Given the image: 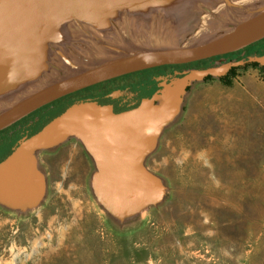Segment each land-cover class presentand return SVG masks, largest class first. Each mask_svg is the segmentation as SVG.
<instances>
[{
    "label": "rangeland",
    "instance_id": "374dc122",
    "mask_svg": "<svg viewBox=\"0 0 264 264\" xmlns=\"http://www.w3.org/2000/svg\"><path fill=\"white\" fill-rule=\"evenodd\" d=\"M187 1H178L176 15H153L146 27L132 26L133 13L123 11V21L110 29V42L98 43L102 33L90 31L72 47L69 54L86 63H65L30 86L33 81L17 86L13 92L23 89L10 96L0 95L7 96L0 112L51 82L121 55L107 45L194 46L250 16L235 5L264 7V0ZM37 159L46 178L45 198L25 211L0 205V264H264L259 69H240L230 87L217 78L191 86L145 161L166 186L163 201L123 220L97 200L95 163L75 138L41 151Z\"/></svg>",
    "mask_w": 264,
    "mask_h": 264
},
{
    "label": "water",
    "instance_id": "95a60500",
    "mask_svg": "<svg viewBox=\"0 0 264 264\" xmlns=\"http://www.w3.org/2000/svg\"><path fill=\"white\" fill-rule=\"evenodd\" d=\"M178 1L0 0V95L10 96L23 89L13 92L17 86L36 80L39 73L34 64L47 62L52 34L70 21L62 17L65 10L91 31L102 32L112 28L125 8L132 13L171 11ZM235 6L250 16L237 20L230 31L194 46L127 50L106 44V49L121 55L51 82L15 102L0 112V132L50 103L100 83L139 71L224 56L264 39V7ZM250 65L263 67L264 56L192 70L162 92L165 105L144 99L136 108L115 112L112 105L91 99L73 103L39 132L22 138L0 161V205L21 211L38 207L45 198L47 183L37 155L72 138L81 143L95 163L92 188L108 213L123 220L159 204L166 195V186L145 161L155 151L163 130L179 115L191 86L208 78L224 77L232 68Z\"/></svg>",
    "mask_w": 264,
    "mask_h": 264
},
{
    "label": "flooded vegetation",
    "instance_id": "af4514ba",
    "mask_svg": "<svg viewBox=\"0 0 264 264\" xmlns=\"http://www.w3.org/2000/svg\"><path fill=\"white\" fill-rule=\"evenodd\" d=\"M202 1L204 3H206V0H202ZM181 2L183 3L184 1H181ZM181 2H179V3L181 4ZM186 2H188V1L186 0ZM176 7L177 6H175L174 9ZM160 13L164 16H169V15H176L177 12L173 11V9L171 11L162 10V11L135 12L132 15L134 17L132 19L133 20L132 26L136 24L137 26L143 25L144 27H146V26L150 25V23H151L150 21L154 17L153 15L160 14ZM123 17L124 16L122 13H120L116 17V20L112 24V29L116 27L118 22L121 23L123 21ZM68 25H69V23L63 24L61 26V29H58L59 30L58 32L56 31L52 34L53 40H52V43L50 46L53 45V47H51L52 50H47V57H51V58L55 57L56 58L55 63H86V61H84L82 59H74L71 56L73 54H69L67 49L65 50V48L66 47L68 48V45L71 43L70 42L71 39H70V37H66L62 33V31L67 34ZM112 31L113 30H110V29L102 31V32H100V33H102L101 35L98 33L97 34L98 43L110 42L111 41L110 38L114 37L113 34H110V33H112ZM253 56H259V57L264 56V53H262V54L261 53L260 54L259 53H253L252 55H247L244 59H241V60H228V59L222 58V59L214 61L213 63H215V64L211 67H219V66H223V65H227V64L237 63L240 61H246V60H248L249 57H253ZM52 63H54V62H52ZM250 66H258V65H250ZM168 67H174V66H164V67L139 71V72L128 74V75H125V76H122L119 78H115V79L100 83V84L92 86V87H89L87 89H84V90L90 89L89 91H86L79 98H76L75 100L73 99L72 102L75 103L77 101L91 99V100L97 101L103 105H112L115 112H123V111H127L130 109L136 108L142 103V101L144 99H151V100H154V102L158 105H165L166 99L162 96V92L166 89V87L171 85L175 80L182 78L188 72H190L192 70H196V69L198 70V68H168ZM246 67H249V66H246ZM246 67H244V68H246ZM258 67L264 68V66L263 67L258 66ZM208 68H210V67H208ZM244 68H232L227 73V75H225L224 77L218 78V79L220 81L223 78H227L230 75H234L233 72L236 70H237V75H238V71L240 69H244ZM205 69H207V68H205ZM256 69H258V68H256ZM237 75L235 74L234 76H232V80H234L237 77ZM84 90H81V91H84ZM81 91H78L75 93H79ZM75 93H73V94H75ZM155 95H156V97H155ZM65 97H67V96H65ZM65 97H63L61 99H64ZM61 99H59L57 101H60ZM57 101H55V102H57ZM70 102L71 101H69V100L68 101H62V102L52 106L50 109L43 111L41 115L36 116L33 119V121H31V123L29 124V127L24 131V133H25L24 137L32 136L30 134L33 131L37 130L42 125L44 127L52 119H54L55 117H57L61 113H63L70 106V104H71ZM50 104H52V103H50ZM50 104H48V105H50ZM82 148H84V147L82 146ZM37 157H38V155H37Z\"/></svg>",
    "mask_w": 264,
    "mask_h": 264
},
{
    "label": "trees",
    "instance_id": "16d2710c",
    "mask_svg": "<svg viewBox=\"0 0 264 264\" xmlns=\"http://www.w3.org/2000/svg\"><path fill=\"white\" fill-rule=\"evenodd\" d=\"M253 53H259V54L264 53V39L253 44V45H250V46H248V47H246L240 51L234 52V53H230V54H227L224 56H219V57H215L212 59H208V60H204V61H200V62L188 64V65L174 66V67H168V68L205 69V68L213 66L215 64L213 62L216 60H219L222 58H225L228 60H241V59H244L247 55H252ZM252 67L258 68L260 70L262 77L264 78V68H260L258 66H252ZM233 74L237 75V70L234 71ZM234 75H230L229 77L223 78L220 81L224 85L230 87L233 85L232 76H234ZM211 79H213V78H208L207 80H211ZM89 90L90 89L69 95V96L65 97L64 99H61L60 101L54 102L50 105H47V106L35 111L34 113L28 115L27 117L21 119L20 121L14 123L13 125L4 129L3 131H1L0 132V161L5 159L13 151V148L24 137V135H25L24 131L29 127V124L31 123V121H33V119L36 116L41 115L43 111L50 109L52 106H54V105H56L62 101H68L69 100V101H71L70 103L72 104V103H74V102H72L73 99L75 100L76 98H79L86 91H89ZM42 127H43V125L40 126L37 130L33 131L30 135L37 133Z\"/></svg>",
    "mask_w": 264,
    "mask_h": 264
},
{
    "label": "bare ground",
    "instance_id": "6f19581e",
    "mask_svg": "<svg viewBox=\"0 0 264 264\" xmlns=\"http://www.w3.org/2000/svg\"><path fill=\"white\" fill-rule=\"evenodd\" d=\"M128 10L129 9H127V8L123 9V11H126V12ZM62 17L68 18L70 20L69 25L67 27L68 30L66 29L68 31L67 34L62 31V33L66 37H70V39H71L70 40L71 43L68 45V48L67 47L65 48V50L67 49V51L69 53L73 46L78 47V45L82 42L83 38L86 37L87 34L91 31V28H89V26H87V25L80 24L77 21H75L76 17L72 13H70L69 11L65 10L62 13ZM78 38H79V41H78ZM76 43H78V44L76 45ZM51 47H53V45L49 46L48 50H52ZM52 62H54V63H52ZM55 62H56L55 57H52V58L47 57L46 63H35L34 67L38 70V73H39L37 78L43 76L46 73L48 74V73L62 67L65 64V63H55Z\"/></svg>",
    "mask_w": 264,
    "mask_h": 264
}]
</instances>
